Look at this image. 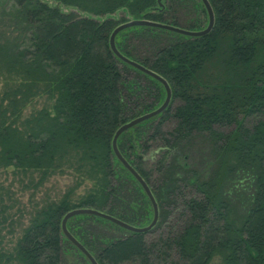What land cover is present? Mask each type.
I'll return each mask as SVG.
<instances>
[{"label":"trees","instance_id":"1","mask_svg":"<svg viewBox=\"0 0 264 264\" xmlns=\"http://www.w3.org/2000/svg\"><path fill=\"white\" fill-rule=\"evenodd\" d=\"M208 1L215 22L205 37L136 27L115 39L168 82L171 99L117 141L158 204L156 226L133 235L92 216L67 222L98 264H264V0ZM128 19L190 31L208 23L200 0H0V264H89L61 233L73 209L151 222L111 145L122 124L165 98L109 48ZM158 142L163 151L147 160ZM69 172L74 188L34 202L48 179ZM179 207V226L147 238Z\"/></svg>","mask_w":264,"mask_h":264},{"label":"water","instance_id":"2","mask_svg":"<svg viewBox=\"0 0 264 264\" xmlns=\"http://www.w3.org/2000/svg\"><path fill=\"white\" fill-rule=\"evenodd\" d=\"M200 1H201V4L203 5V7L207 13V17H208L207 26L202 30L190 31V30L183 29L180 27H175L172 25L162 24V23L153 22V21H149V20L128 19L125 22L119 23L113 29V31L110 34L109 48H110L111 52L113 53V55L118 60H120L122 63L132 67L133 69H135V70L141 72L142 74H144V75L154 79L155 81H157L163 87V90L165 92V98H164V101L162 102V104L159 107H157L156 109H154L153 111L146 113V114H143L141 116H138L136 118H133V119L129 120L128 122L122 124L114 132L112 142H111L112 151H113L115 158L122 165V167L132 176V178L137 182V184L141 188L142 192L144 193V195L148 199V202H149L151 209H152V220H151V222L144 227H136V226H132L130 224H127V223H125V222H123V221H121V220H119L113 216H110L104 212L97 211V210L90 209V208L73 209V210L67 212L62 218L61 233H62L63 237L77 251H79L86 258V260L89 262V264H98V263L95 260V258L92 255H90L88 253V251L82 246V244L76 238H74L73 235L68 231L67 222L70 219H72L74 217H78V216H92V217H96V218H100L102 220H105V221L113 224L114 226L121 228V229H124L130 233L145 234V233L150 232L156 226V224L158 222V218H159V207H158V204H157L149 186L146 184V182L143 180V178L135 171V169L120 154L118 147H117V141H118L119 137L121 136V134H123L124 132L132 129L133 127H135V126H137V125H139L145 121H148V120L164 113L165 110L167 109V107L169 106V103H170L171 88H170L168 82L163 77H161L159 74L149 70L148 68L142 66L141 64H139V63L125 57L123 54H121V52H119V50L116 47L115 38L119 33L126 31L128 29H131V28H136V27H147V28H152V29H157V30H163V31L171 32V33L181 35V36H185V37H189V38L205 37L213 29L215 17H214V13H213V10H212V7H211L209 1L208 0H200Z\"/></svg>","mask_w":264,"mask_h":264},{"label":"rangeland","instance_id":"3","mask_svg":"<svg viewBox=\"0 0 264 264\" xmlns=\"http://www.w3.org/2000/svg\"><path fill=\"white\" fill-rule=\"evenodd\" d=\"M122 15H123L122 12H117V13L113 14L112 17L121 18ZM124 73H125L124 76H126V77H131L134 75L132 72H123V74ZM173 125L174 124L172 121H167L164 124L163 129L166 132L171 131L173 128ZM162 151H163V148H161L160 142H158V143L153 145L152 151L148 153V156L146 159L150 160L152 157H154V155L156 157H159V155ZM10 181H11V179L9 178L6 181V184H8ZM76 182H78V179L74 173L71 174L69 172L68 174L66 173V175H55V176L51 177L50 179H48V181H46L44 183L43 188L37 192V194L35 195V198H34V202H40L46 197H48L49 199L58 198L60 195H63L64 193H66V191L69 189V187L74 188ZM15 190H17V189L15 188ZM84 190H85V185H82L79 188H76L74 190V193H76L77 195H80L84 192ZM31 194H32V192H31V190H29V192H25L24 194L20 195L21 202L24 205H30L31 204V201H30L31 200L30 199ZM172 213L173 214L170 217L169 221L166 223V226L163 227L162 229H160L159 231H157V233H154L151 236H147V238H149L150 240L154 239V237L158 236L159 234H165L166 232H169L172 227L175 229L177 224L179 226L181 223H177V221H178V219H180L179 216L183 215L181 207L176 208ZM184 222H185V219L182 223H184Z\"/></svg>","mask_w":264,"mask_h":264},{"label":"bare ground","instance_id":"4","mask_svg":"<svg viewBox=\"0 0 264 264\" xmlns=\"http://www.w3.org/2000/svg\"><path fill=\"white\" fill-rule=\"evenodd\" d=\"M110 37V36H109ZM117 37V36H116ZM116 39V38H115ZM160 106V105H159ZM158 106V107H159ZM156 109V108H155ZM153 111V110H152ZM151 112V111H150ZM147 113H149V112H147ZM146 114V113H145ZM143 115V114H142ZM141 116V115H140ZM157 117V116H156ZM155 118V117H154ZM151 120V119H150ZM119 150V149H118ZM113 152V151H112ZM120 152V151H119ZM121 154V153H120ZM114 155V154H113ZM151 190V189H150ZM148 200V199H147ZM137 227V226H136ZM121 229V228H120ZM122 230H124V229H122ZM124 231H126V230H124ZM126 232H128V231H126ZM128 233H130V232H128ZM130 234H133V233H130ZM133 235H136V234H133ZM75 238V237H74ZM83 246V245H82ZM84 247V246H83ZM85 248V247H84ZM86 249V248H85ZM87 250V249H86ZM88 251V250H87ZM79 252V251H78ZM80 253V252H79ZM88 253L90 254V255H92L89 251H88ZM81 254V253H80ZM82 255V254H81ZM83 256V255H82ZM85 258V257H84ZM86 259V258H85Z\"/></svg>","mask_w":264,"mask_h":264}]
</instances>
